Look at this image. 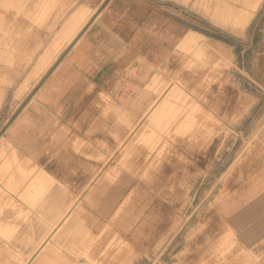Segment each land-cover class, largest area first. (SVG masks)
Segmentation results:
<instances>
[{
	"label": "rangeland",
	"instance_id": "1",
	"mask_svg": "<svg viewBox=\"0 0 264 264\" xmlns=\"http://www.w3.org/2000/svg\"><path fill=\"white\" fill-rule=\"evenodd\" d=\"M107 2L0 0V264H264V232L234 217L264 195V0L135 8L141 52L112 85L42 106ZM164 87L189 120L148 114Z\"/></svg>",
	"mask_w": 264,
	"mask_h": 264
},
{
	"label": "crops",
	"instance_id": "2",
	"mask_svg": "<svg viewBox=\"0 0 264 264\" xmlns=\"http://www.w3.org/2000/svg\"><path fill=\"white\" fill-rule=\"evenodd\" d=\"M107 1L99 11L85 21L83 26L88 27L82 30L85 31L81 37L78 39L82 33L78 31L79 34L71 41L73 46L70 47L71 51L58 64L47 87L42 88V106L47 105L50 108L56 106L57 112L63 114L65 105H72L73 108L75 105H80L79 95L82 89L96 84L99 79L100 82L105 83V86H111L113 72H124L130 59L140 54L139 41L143 40V36L138 26L144 25L145 20H143L144 16L141 21L132 20L136 12L134 10L135 8L158 10L162 7L160 0ZM130 25L133 26L129 34ZM28 113H30L29 109ZM27 115L25 112L22 117ZM73 118L75 119V114ZM37 120L41 121L42 117H37ZM14 129L16 134L21 135V132L26 133L25 130L30 127L23 126V121H20V125H16ZM22 150L28 151L26 148ZM37 254L38 251L30 259L33 260ZM32 260H27L26 263L29 261L28 263L32 264Z\"/></svg>",
	"mask_w": 264,
	"mask_h": 264
},
{
	"label": "bare ground",
	"instance_id": "3",
	"mask_svg": "<svg viewBox=\"0 0 264 264\" xmlns=\"http://www.w3.org/2000/svg\"><path fill=\"white\" fill-rule=\"evenodd\" d=\"M234 1H236L237 4L238 3L246 4L250 9L255 10V9H257V7L260 5V3L263 0H234ZM236 12H237L236 18L239 19V21L245 22L248 20V18H249L248 14L249 13H242L240 10H237ZM82 14H80L79 17H81ZM83 24H82V26H83ZM84 28H85V26H83L78 31L82 32V30ZM78 31L74 35V37H76L79 34ZM74 37H73L72 41L75 39ZM169 92H170V88H168V89H167V87L163 88L161 93L156 98H154L152 100L150 108L148 109L149 110L148 114L153 112L152 113L153 116H157L158 114H162L165 111V109H169V111H174L175 115L176 114L178 115L176 117V119L174 120L177 124H180V123L184 122L185 120H189L190 115L188 114V112H189L190 108L188 106H190V103L187 102L186 100H183L179 104L170 103V100L167 98V96H169V94H170ZM240 204H242V203H240ZM73 207H70V209L68 208L69 211L67 213L65 212L66 214L63 216V218H61V220L59 218V223H58L57 227L54 229L55 232L58 230V228H60L62 226V224H64L68 220ZM263 212H264V195L262 197H260L256 202L250 203V205L247 207V209H244L240 213H236V215H234V217L235 216L237 217V221H238L241 228H250V227H253V225H256L257 227L254 228V232L255 233H262V232H264V229L261 227H258L260 224V221L255 220L253 218V215H255V214L262 215ZM69 226H71V222L69 223L68 227ZM53 232H52V234H54ZM253 257L254 256H252V258ZM31 260L32 259H29V261H31ZM249 260H251V259H249ZM28 262L25 264H29Z\"/></svg>",
	"mask_w": 264,
	"mask_h": 264
},
{
	"label": "water",
	"instance_id": "4",
	"mask_svg": "<svg viewBox=\"0 0 264 264\" xmlns=\"http://www.w3.org/2000/svg\"><path fill=\"white\" fill-rule=\"evenodd\" d=\"M91 22H92V21H91ZM89 23H90V22H89ZM87 27H88V26H87ZM87 27L85 28V30L87 29ZM85 30H84V31H85ZM84 31H83V32H84ZM83 32H82V33H83ZM82 33H81V34H82ZM81 34H80V36H81ZM80 36H78V39H79Z\"/></svg>",
	"mask_w": 264,
	"mask_h": 264
}]
</instances>
